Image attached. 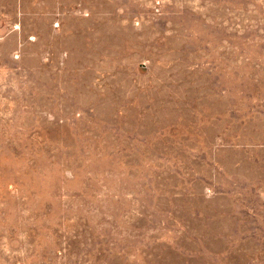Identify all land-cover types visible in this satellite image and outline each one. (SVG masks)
I'll return each instance as SVG.
<instances>
[{
  "label": "rangeland",
  "instance_id": "1",
  "mask_svg": "<svg viewBox=\"0 0 264 264\" xmlns=\"http://www.w3.org/2000/svg\"><path fill=\"white\" fill-rule=\"evenodd\" d=\"M0 264H264V0H0Z\"/></svg>",
  "mask_w": 264,
  "mask_h": 264
}]
</instances>
